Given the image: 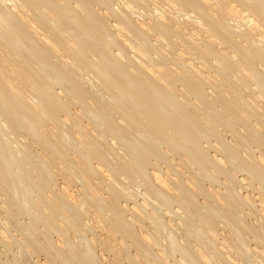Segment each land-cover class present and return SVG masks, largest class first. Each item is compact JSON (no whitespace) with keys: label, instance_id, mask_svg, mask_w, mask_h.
Returning a JSON list of instances; mask_svg holds the SVG:
<instances>
[{"label":"bare ground","instance_id":"6f19581e","mask_svg":"<svg viewBox=\"0 0 264 264\" xmlns=\"http://www.w3.org/2000/svg\"><path fill=\"white\" fill-rule=\"evenodd\" d=\"M0 264H264V0H0Z\"/></svg>","mask_w":264,"mask_h":264}]
</instances>
